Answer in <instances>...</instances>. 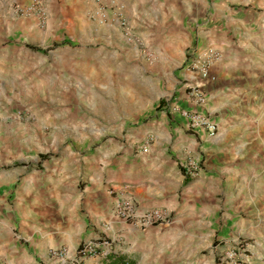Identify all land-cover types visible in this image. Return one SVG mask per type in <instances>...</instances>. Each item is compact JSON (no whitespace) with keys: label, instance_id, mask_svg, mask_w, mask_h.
Returning a JSON list of instances; mask_svg holds the SVG:
<instances>
[{"label":"crops","instance_id":"1","mask_svg":"<svg viewBox=\"0 0 264 264\" xmlns=\"http://www.w3.org/2000/svg\"><path fill=\"white\" fill-rule=\"evenodd\" d=\"M19 1L28 4L31 0ZM46 1L48 16L45 29L50 28L56 16L55 22L60 23L59 26L65 28L68 33L73 32L80 38H85L87 31L93 27L98 38L104 41L113 39L108 29H117L101 20L99 22V16L94 18L96 22L92 21L96 26H90L83 18L86 12L97 14L101 6L112 7L113 12L120 10L119 6L125 7V10L120 11L124 18L131 25L142 24L145 32H152L153 28L165 20L177 23L184 20L188 14L196 25L190 30L198 48L214 47L220 56L209 67V78H203L196 72L192 73L185 66L176 77L180 81L185 79L184 86H201L207 100L202 107H195V110L207 113L215 123L217 121L218 128L215 135L209 137L206 129H190L187 119L178 112L172 113L167 108L164 109V106L155 107L152 117L147 119L143 128L131 129L124 134L127 138L96 145L86 154H76V163L72 166L60 156L62 161L58 166L56 161L60 158L52 161V157L48 159L47 156L40 155L42 152L37 149L36 153H32L34 146L28 131L29 125L23 121L15 125V131L21 136L18 146L8 144L14 130L7 122V105L21 100L22 96L19 92L18 99L13 86L2 76L0 198L7 200L12 196V206L8 202L2 206L5 212L1 213L4 228H0V239L8 243L9 238L15 241L21 238L24 243H18L25 261L43 258L48 260V263H56L55 260H58L48 256L49 248L66 246L69 253L74 254L82 241L100 236L118 235L123 238L121 242L129 244L133 250L142 244H153L147 241L144 243L145 239L159 241V244L165 240L175 242L181 236L180 229H172L176 219L139 229L135 221L120 220L114 216L113 204L117 196L114 193L124 192L137 213L151 208L174 211L173 214H179L178 222L181 224L192 219L199 223L197 216L201 217L210 206L214 212L216 191L212 182L225 180L223 177L227 172L226 162L232 157L237 158L238 152L237 146L233 147L230 142L232 132L229 128L219 126L220 118H230L235 114L239 117L241 103L248 100L264 103V0H55L58 5L56 8L59 9L57 15L53 12L52 3ZM18 19L23 27L28 26L27 30H35L38 27L36 16H20ZM204 22H207V25H203ZM118 47L129 48L120 45ZM99 70L98 65H87L86 80L89 81V89L83 87L84 82H76V95L86 103L90 113L86 117L89 118L88 124L83 122L73 130L75 136L81 132L102 133L108 129L111 122H117L129 115V107L125 109L127 101H119L114 110L109 106V102L107 106L104 105L105 91L102 94L99 92V86L104 88L103 82L95 89ZM132 80L121 84L128 87L129 94L134 91L138 94L134 95L135 97L149 91L143 82ZM54 84V81H50L48 85L52 88ZM70 86L71 84L65 85L64 90L73 94ZM134 97L129 106L135 104ZM187 98L180 89L171 102L192 108ZM54 99L49 98V101ZM139 99L143 104V99ZM164 99L166 102L162 99L161 105L169 104L167 98ZM131 110H136V105L132 106ZM42 119L37 117L32 125L42 126L43 122H46ZM148 135L153 137V141L148 150L143 151V140ZM194 151H202L205 158H209L213 167L210 169L211 173L205 171L206 167L194 177L184 176L183 160L186 154ZM37 159H44L41 161L56 165L30 167V163L36 162ZM81 170L85 173L84 177H79ZM214 172H218L219 177ZM14 182L15 185H12ZM204 197L213 202L203 205ZM121 242L112 245L107 257L111 256L112 259L117 255L125 256L121 253L122 250L119 251ZM102 257H85L83 264L99 260L100 264H104L105 259ZM127 257L131 258L125 256L126 259Z\"/></svg>","mask_w":264,"mask_h":264},{"label":"rangeland","instance_id":"2","mask_svg":"<svg viewBox=\"0 0 264 264\" xmlns=\"http://www.w3.org/2000/svg\"><path fill=\"white\" fill-rule=\"evenodd\" d=\"M47 1L52 3L53 12L57 15L59 9L56 8L58 5L55 0ZM118 8L120 10L113 12L112 7L105 5L101 6L97 14L91 11L83 14L90 26H96L92 21L96 22L94 18L99 16V22L101 20L117 29H108L113 39L104 41L98 38L93 27L87 31L85 38L73 32L68 33L59 26L60 23L55 22L56 16L50 28L45 29L48 16L45 0H31L28 4L19 0H0V78H7L18 99L19 92L22 96L21 100L7 105V122L14 130L8 144L18 146L20 134L15 131V125L23 121L29 125L28 131L34 146L32 153H36L37 149L42 152L40 155L48 159L52 157V161L62 156L72 166L76 163V154H86L96 145L106 142H118L127 138L124 134L131 129L143 128L147 119L152 117L153 109L160 106L168 108L180 89L187 95L185 79L177 80L176 74L186 65L189 52L198 48L190 30L196 27L194 21L187 14V19H178L181 21L177 23L165 20L152 32H145L142 24L131 25L124 18L120 11L125 10V7ZM129 9L132 11L131 7ZM20 16H36L37 29L27 30L28 26L23 27L18 19ZM203 25H207V22ZM174 29L177 31H172ZM118 45L131 50L119 48ZM31 47H36V50ZM90 64L100 68L95 89L103 82L104 88L99 86V92L102 94L105 91L104 105L107 106L109 102L114 110L119 101H127L125 109L129 107V115L117 122L110 121V126L102 133L81 132L75 136L73 130L76 126H81L83 122L88 124L89 120L86 118L90 113L86 103L76 95V82H84L83 87L89 89L86 68ZM129 79L143 82L149 88L150 95L149 91L135 97L138 94L134 91L129 94L128 87L121 85ZM50 81L55 82L52 88L48 85ZM67 84H71L69 88L73 94L65 92ZM132 97L135 98V104L129 106ZM49 98L55 99L50 102ZM139 98L143 99V104ZM164 98L169 104L161 105L162 99L166 102ZM135 105L136 110H131ZM239 114V117L235 114L230 118H220L219 126L229 128L232 132L230 142L233 147L237 146L238 152L237 158L232 157L226 162L225 180L212 182L216 191L214 212L210 206L201 217L197 216L199 223L192 219L181 224L178 222L179 214L163 208L170 216L162 224L176 219L172 229H180L181 236L175 242L165 240L162 244L145 239L144 243L153 244H142L134 250L129 244L121 242V237L119 251L131 257H127V260L135 264H230V254L239 249L241 255L248 256L243 264H264V103L252 100L241 103ZM37 117L46 122L42 126L32 125ZM152 141L153 138L149 145ZM62 159L56 161L58 166ZM41 160L37 159L29 166L42 168L56 165ZM188 162L195 164L199 171L207 167L209 170L205 171L211 173L213 169L209 158L206 159L202 151L186 154L183 170L184 163ZM84 175L81 170L79 177ZM206 197L203 205L213 202L211 199L206 200ZM11 200L12 196L7 200L0 198V228H4L1 213L5 211L2 206L5 202L12 206ZM13 231L17 233L15 229ZM5 241L0 239V264H62L58 260L48 263L43 258L25 261L19 246V243H24L23 239L15 241L9 238L8 243ZM109 261H104V264Z\"/></svg>","mask_w":264,"mask_h":264},{"label":"built area","instance_id":"3","mask_svg":"<svg viewBox=\"0 0 264 264\" xmlns=\"http://www.w3.org/2000/svg\"><path fill=\"white\" fill-rule=\"evenodd\" d=\"M220 56L219 52L211 46L201 48L199 50L194 49L189 52L186 58V69L192 73H199L203 78H209V67ZM188 88L187 101L194 107L185 108L179 106L177 103H171L168 105V110L172 113L178 112L181 116L187 119L188 126L192 130L206 129L208 136L212 137L217 132V124L203 111L195 110V107H202L207 100V95L200 88L201 86L195 84H186ZM153 137L148 135L144 139L143 151L148 150L149 141ZM184 176L194 177L198 174V167L192 162L184 163ZM112 192V191H110ZM116 199L113 204L114 216L120 220H133L138 225V228L151 227L155 224H162L166 222L170 216V213L160 208L147 209L141 213H137L133 204L125 197L124 192H116L114 195ZM120 236L115 237H96L84 240L76 248L74 254H70L68 248L65 246H57L49 248L48 256L50 258L58 259L62 264H83V260L88 256H103L102 258L107 260L111 259V256L107 257L112 245L121 241ZM248 256L241 255L239 249L233 250L230 254V264H243L248 259ZM104 260V261H105ZM91 264H100L99 261H93Z\"/></svg>","mask_w":264,"mask_h":264},{"label":"trees","instance_id":"4","mask_svg":"<svg viewBox=\"0 0 264 264\" xmlns=\"http://www.w3.org/2000/svg\"><path fill=\"white\" fill-rule=\"evenodd\" d=\"M36 48V47H34ZM43 156V155H42ZM107 264H135L134 262L127 260L125 256L117 255L114 256Z\"/></svg>","mask_w":264,"mask_h":264}]
</instances>
